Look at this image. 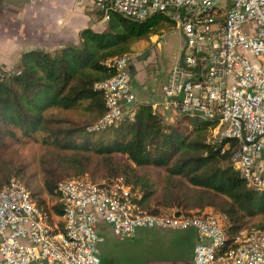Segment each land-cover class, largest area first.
<instances>
[{
	"label": "built area",
	"instance_id": "2783aa9c",
	"mask_svg": "<svg viewBox=\"0 0 264 264\" xmlns=\"http://www.w3.org/2000/svg\"><path fill=\"white\" fill-rule=\"evenodd\" d=\"M92 1L104 22L113 12L137 22L158 14L174 22L182 52L162 87L164 101L153 107L203 116L214 124L212 141L236 140L233 166L264 190V0ZM133 57L106 62L116 72L96 85L107 107L102 125L135 120ZM226 148L228 142L222 151ZM58 190L63 231L50 223L20 179L0 188V264H100L102 225H110L120 239L135 236L139 228H193L199 238L194 264H264V229L242 230L228 241L222 216L212 211L149 213L122 176L97 183L85 175L61 181Z\"/></svg>",
	"mask_w": 264,
	"mask_h": 264
},
{
	"label": "trees",
	"instance_id": "16d2710c",
	"mask_svg": "<svg viewBox=\"0 0 264 264\" xmlns=\"http://www.w3.org/2000/svg\"><path fill=\"white\" fill-rule=\"evenodd\" d=\"M107 23L100 32L82 30L77 45L26 51L0 74V188L20 179L59 231L65 221L58 185L85 175L97 183L124 177L152 214H220L228 241L242 230L264 229V190L233 166L237 141H212L214 124L203 116L172 110L167 118L163 106L137 101L134 121L100 123L107 107L96 85L116 72L107 60L133 54L136 43L174 24L160 14L137 22L115 12ZM25 142L44 148L40 183L19 159Z\"/></svg>",
	"mask_w": 264,
	"mask_h": 264
},
{
	"label": "crops",
	"instance_id": "0c3cea01",
	"mask_svg": "<svg viewBox=\"0 0 264 264\" xmlns=\"http://www.w3.org/2000/svg\"><path fill=\"white\" fill-rule=\"evenodd\" d=\"M0 3L3 10L1 43L6 49L5 53L15 47L18 59L32 49L54 51L67 44L77 45L81 41L82 30L91 28L100 32L108 24L102 21L92 0H0ZM12 28L15 33H12ZM150 229L155 230L149 236L158 235L166 242L149 246L147 244L153 239L148 238L137 264H194V247L199 241L195 229ZM126 239L115 238L101 244L100 264H128L123 259L129 260L136 252H130L128 247L119 251L122 255L116 252L117 246L134 245V240Z\"/></svg>",
	"mask_w": 264,
	"mask_h": 264
},
{
	"label": "rangeland",
	"instance_id": "374dc122",
	"mask_svg": "<svg viewBox=\"0 0 264 264\" xmlns=\"http://www.w3.org/2000/svg\"><path fill=\"white\" fill-rule=\"evenodd\" d=\"M2 6L0 3V74L15 67L18 62L19 54L14 49H8V53H5L6 49L2 45L3 31L1 30V13ZM14 28V27H13ZM12 33H15L14 29ZM157 35V34H155ZM152 35L147 40H141L135 45L133 51L132 64L135 68L134 73H131V86L136 94V100L140 103L148 104H160L164 101V94L162 87L168 79L171 68L180 58L182 49L180 46V32L172 24L170 27L165 28L164 31L159 32V39L155 41L156 37ZM165 37V39L163 38ZM10 51V52H9ZM159 105H157L158 107ZM155 108V107H153ZM171 109H166L165 116L169 118ZM20 147V160L21 163L28 165L26 171L27 176H34L35 182L40 183L41 177L39 173V156L43 152L44 148L40 142H25L18 145ZM36 174V175H35ZM45 196L49 197L45 194ZM155 229L141 228L139 229L137 236L127 238L132 239L134 245H120L117 246L116 252L122 255L119 251H123L126 247L130 252H136V255L131 256L129 260L124 258V261H128V264H137L139 254L144 251V245L147 243L148 238L153 239L147 245L157 246L160 242H166V239L160 238L158 235L154 237L149 236ZM157 231V230H156ZM104 241L99 246L104 244L110 239L117 238L111 229L110 225H107L106 230H103ZM102 251L100 250V258ZM120 261V259L117 257ZM115 261V260H114ZM113 264V263H112Z\"/></svg>",
	"mask_w": 264,
	"mask_h": 264
},
{
	"label": "water",
	"instance_id": "95a60500",
	"mask_svg": "<svg viewBox=\"0 0 264 264\" xmlns=\"http://www.w3.org/2000/svg\"><path fill=\"white\" fill-rule=\"evenodd\" d=\"M134 71H135V68H134V66H133V64L130 66V72L131 73H134Z\"/></svg>",
	"mask_w": 264,
	"mask_h": 264
}]
</instances>
